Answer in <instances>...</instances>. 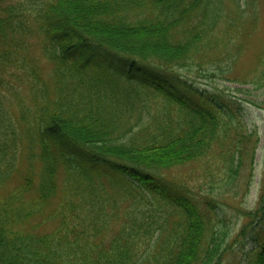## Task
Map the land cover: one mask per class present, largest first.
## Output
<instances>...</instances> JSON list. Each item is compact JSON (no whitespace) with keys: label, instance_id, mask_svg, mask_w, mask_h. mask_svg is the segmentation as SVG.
<instances>
[{"label":"trees","instance_id":"obj_1","mask_svg":"<svg viewBox=\"0 0 264 264\" xmlns=\"http://www.w3.org/2000/svg\"><path fill=\"white\" fill-rule=\"evenodd\" d=\"M33 5L0 0V264H221L215 224L203 202L176 183L159 185L152 173L215 154L222 178L237 175L254 161L257 130L243 127L232 101L183 81L179 93L194 95L177 96L151 83L169 108L157 128L149 126L152 118L135 130L125 111L131 112V97L138 93L133 72L145 67L232 72L237 59L230 50L225 58L204 62L218 47L224 0ZM34 35L42 37V52L53 63L51 80L31 58ZM146 79L142 84H150ZM23 161L21 181L2 196ZM61 176L63 203L51 209ZM106 176L132 181L110 186L97 180ZM77 196L93 206L77 203ZM127 200L128 222L108 239V206ZM150 211L163 214L150 221ZM257 214L264 218V194ZM38 215L56 227L34 231ZM257 241L248 264H264L262 236Z\"/></svg>","mask_w":264,"mask_h":264},{"label":"rangeland","instance_id":"obj_2","mask_svg":"<svg viewBox=\"0 0 264 264\" xmlns=\"http://www.w3.org/2000/svg\"><path fill=\"white\" fill-rule=\"evenodd\" d=\"M33 1L7 0V3L24 2L30 8L34 6ZM239 3L240 7L236 0H224L225 17L215 32L218 47L208 52L209 59L204 58L205 63L220 60L225 58L226 52L230 50L232 57L237 59L233 64L232 72L217 73V70L210 72L209 69L201 70L197 66L174 67V69L145 67L141 72H133L131 80L137 87L138 93L134 91L131 97L133 105L131 112L125 111L126 116L133 119L129 123L135 125V130L146 125L152 118L149 126L155 129L161 124L160 120L169 108L163 97L152 86L153 84H162L182 97L186 94L192 96L193 90L199 89V92H210L222 96L221 99L232 101L233 111L242 121L243 127L248 132L257 130L259 141L254 161H248L249 165L243 167L237 175L231 174L222 178L224 173L216 166L215 154H210L199 162L152 173L159 181V185H162V182L176 183L185 192L203 202V209L215 224L213 231L217 233L215 238L221 250V264H248L249 253L259 245V240L257 241L259 236L264 240V231H259L264 229V218L257 214L264 194V63H261V58L264 60V0H239ZM41 41L42 37L38 35L30 37L31 58L38 64L43 77L51 80L53 63L43 54ZM144 79L149 80L150 84H142ZM179 81H183L193 90L187 91L185 95L179 93ZM25 91L28 92V89L25 88ZM221 107L228 113L227 106ZM26 168L27 163L23 161L15 179L2 187V196L16 189ZM106 177L97 180L110 186L118 185L119 181L123 183L132 181L127 176ZM59 182L60 188L52 200L51 209L63 203L62 176ZM226 182L227 186L224 185ZM107 191H110L108 187ZM76 194L85 196V191L76 190ZM75 201L93 206L85 198L78 196ZM130 208L129 200L119 202L114 207L108 206L107 212L113 224V230L107 235L108 239L119 230L121 222H128L127 213H130ZM149 213L150 221L158 220L159 215L163 214V212L158 214V211ZM175 219L176 217H172L170 223ZM42 221L43 216L38 215L33 219V226L27 225V227L40 234L48 233L56 227L54 222L41 223ZM173 225L175 223L170 227ZM158 236L159 233L153 243Z\"/></svg>","mask_w":264,"mask_h":264}]
</instances>
